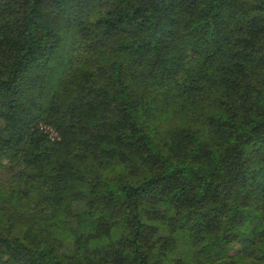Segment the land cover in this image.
Instances as JSON below:
<instances>
[{"label":"trees","instance_id":"obj_1","mask_svg":"<svg viewBox=\"0 0 264 264\" xmlns=\"http://www.w3.org/2000/svg\"><path fill=\"white\" fill-rule=\"evenodd\" d=\"M0 264H264V0H0Z\"/></svg>","mask_w":264,"mask_h":264},{"label":"rangeland","instance_id":"obj_2","mask_svg":"<svg viewBox=\"0 0 264 264\" xmlns=\"http://www.w3.org/2000/svg\"><path fill=\"white\" fill-rule=\"evenodd\" d=\"M84 44H85V42H83V40H79V47L78 48H83V46H84ZM99 62H104V60L103 59H97L96 60V62L95 63H93V65L95 66L97 63H99ZM146 67V63H142L141 65H140V68H145ZM130 69L129 68H127L126 69V71H129ZM247 247L248 248H253V246H252V244L251 243H248L247 244Z\"/></svg>","mask_w":264,"mask_h":264}]
</instances>
